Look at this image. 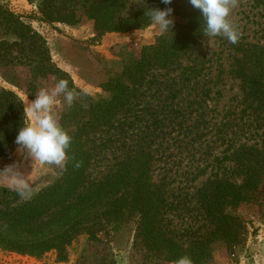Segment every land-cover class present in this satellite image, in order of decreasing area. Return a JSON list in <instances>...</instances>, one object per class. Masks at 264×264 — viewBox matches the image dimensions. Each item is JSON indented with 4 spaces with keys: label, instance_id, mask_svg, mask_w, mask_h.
Returning a JSON list of instances; mask_svg holds the SVG:
<instances>
[{
    "label": "rangeland",
    "instance_id": "rangeland-1",
    "mask_svg": "<svg viewBox=\"0 0 264 264\" xmlns=\"http://www.w3.org/2000/svg\"><path fill=\"white\" fill-rule=\"evenodd\" d=\"M71 5L82 19L65 24L44 17L43 0H0V90L16 93L26 114L40 89H51L61 79L68 84L72 81L95 99L108 98L102 86L110 75L118 73L131 54L153 46L165 34H176L177 24L183 23L179 16L171 15L173 25L167 32L151 24L145 29L98 38L94 22L83 14L85 0H73ZM228 20L239 33L235 44L222 36L212 38L208 44L206 37L197 53L169 72H156L148 78L142 89V103L128 114L130 122L124 130L120 124L125 117L120 115L113 127L98 131L89 140L97 154L91 178L99 179L122 160L128 148L144 145V137L153 135V146L160 153L155 175H167L169 200L174 205L164 224L175 230L185 246L213 229L195 195L197 188L216 173L230 176L224 158L226 149L245 141L254 143L259 140L255 135L264 130V115L255 111L256 105L248 99L242 80L232 72L235 59L241 56L238 48L264 45V0H236ZM196 63L199 75L182 82L186 78L183 70ZM52 70L66 77L57 79ZM199 105L203 106L198 112ZM68 107L63 96L57 97L56 119ZM162 108L173 113L168 115ZM156 119L164 121L154 125ZM27 120L31 123L28 114ZM1 164L0 184L24 191L25 198L52 185L62 168L34 160L20 147ZM247 197L229 212L238 224L235 242L228 246L221 239L213 240L208 264H264V180ZM138 224L139 214L134 213L117 230L112 232L111 226L106 227L104 244H89L85 237L78 238L69 247L66 261H59L54 252L35 258L0 249V264H171L163 258L148 259L145 249L135 242Z\"/></svg>",
    "mask_w": 264,
    "mask_h": 264
},
{
    "label": "trees",
    "instance_id": "trees-1",
    "mask_svg": "<svg viewBox=\"0 0 264 264\" xmlns=\"http://www.w3.org/2000/svg\"><path fill=\"white\" fill-rule=\"evenodd\" d=\"M72 1L43 0L42 14L50 22L78 23L82 17L71 5ZM166 8H171V15L183 21L177 24L178 32L165 34L153 46L131 54L129 60L122 63L121 70L111 74L102 86L109 93L108 98L95 99L69 82V88L78 95L57 117L59 126L72 138L58 180L31 198L23 197L24 191L0 184L2 251L35 258L54 252L59 261H66L69 247L78 238L85 237L89 244H104L102 234L108 233L106 227L111 226L109 231L113 232L134 213L139 214L135 242L145 249L150 260L163 258L175 264L180 258L188 257L191 264H208L213 255V240L221 239L228 246L235 242L238 224L229 212L247 201V196L264 180V130L255 135L258 141H245L226 149L224 158L229 163L230 176L216 173L197 188L195 195L213 229L196 236L187 246L181 243L175 230L164 224L174 205L169 200L167 175H155L160 153L153 146V135L144 137V145L128 148L122 160L99 179L91 178L97 154L89 145L90 137L113 127L114 122L120 121V115L125 117L120 124L124 130L130 122L128 114L142 103V89L148 78L156 72H169L183 59L197 53L206 37L202 14L188 0H172L170 5L161 0H85L83 14L94 22L98 38L145 29L152 24L149 9ZM237 50L241 56L235 59L232 72L242 80L248 99L256 105L255 111L264 115V45L245 44ZM197 65L183 70L186 78L182 82L199 75ZM51 74L57 79L66 77L57 70H52ZM172 105L170 103L169 107ZM202 106L197 107L198 112ZM162 111L168 115L173 113L168 108ZM162 121L164 119H156L154 125ZM27 124L22 99L13 91L1 89L0 172L1 163L20 147L15 139L19 128Z\"/></svg>",
    "mask_w": 264,
    "mask_h": 264
},
{
    "label": "clouds",
    "instance_id": "clouds-1",
    "mask_svg": "<svg viewBox=\"0 0 264 264\" xmlns=\"http://www.w3.org/2000/svg\"><path fill=\"white\" fill-rule=\"evenodd\" d=\"M170 5L172 0H161ZM202 14L204 36L208 44L212 38L222 36L235 44L239 33L228 20L236 0H188ZM171 8L165 10L149 9L150 21L160 32H167L173 25ZM77 93L70 89L66 80H59L51 89L41 88L28 106L27 114L31 123L20 127L15 143L25 150L32 159L45 164L64 166L71 137L58 124L54 115V105L59 96H63L68 105L77 98ZM175 264H191L188 257H182Z\"/></svg>",
    "mask_w": 264,
    "mask_h": 264
}]
</instances>
